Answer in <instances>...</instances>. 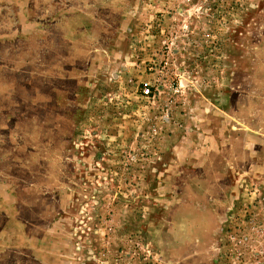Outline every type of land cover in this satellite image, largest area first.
Returning <instances> with one entry per match:
<instances>
[{"label": "rangeland", "instance_id": "obj_1", "mask_svg": "<svg viewBox=\"0 0 264 264\" xmlns=\"http://www.w3.org/2000/svg\"><path fill=\"white\" fill-rule=\"evenodd\" d=\"M0 264H264V0H0Z\"/></svg>", "mask_w": 264, "mask_h": 264}, {"label": "built area", "instance_id": "obj_2", "mask_svg": "<svg viewBox=\"0 0 264 264\" xmlns=\"http://www.w3.org/2000/svg\"><path fill=\"white\" fill-rule=\"evenodd\" d=\"M143 91H144V93H146V94L149 93V89H148V87L145 88Z\"/></svg>", "mask_w": 264, "mask_h": 264}]
</instances>
